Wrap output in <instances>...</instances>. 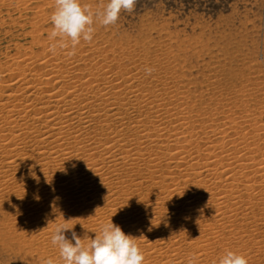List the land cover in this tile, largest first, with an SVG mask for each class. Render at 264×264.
<instances>
[{
	"label": "bare ground",
	"instance_id": "bare-ground-1",
	"mask_svg": "<svg viewBox=\"0 0 264 264\" xmlns=\"http://www.w3.org/2000/svg\"><path fill=\"white\" fill-rule=\"evenodd\" d=\"M20 1L0 0V8ZM94 27L74 55L70 41L50 51L57 41L48 35L37 51L19 47L0 59L6 229L25 228L60 264L51 244L58 224L74 226L86 245L110 220L137 238L143 264L192 256L218 264L229 250L264 264L258 69L232 58L235 70L216 62L195 73L163 41H115Z\"/></svg>",
	"mask_w": 264,
	"mask_h": 264
},
{
	"label": "rangeland",
	"instance_id": "rangeland-1",
	"mask_svg": "<svg viewBox=\"0 0 264 264\" xmlns=\"http://www.w3.org/2000/svg\"><path fill=\"white\" fill-rule=\"evenodd\" d=\"M20 2L21 10L13 7L6 13V8H0V59L6 55L14 56L19 47L33 46L32 49L37 51L38 44L46 40L53 28L50 16L55 9V0ZM80 2L95 11L108 0ZM96 24L102 28L98 20L93 27H97ZM103 30L115 41L139 42L142 37L148 42L163 41L172 48L171 53L175 52L173 55L183 59L187 68L195 73L203 72L206 66L216 62L235 70L237 64L232 58L248 59L254 70L258 69L251 73L260 74L259 77L264 79V0H137L134 11H122L116 24L104 26ZM36 36L37 41L34 40ZM15 227V230L6 229L0 216V264H43L46 258L60 264L57 255L49 253L50 247L39 245L35 239V245H32L25 235V228Z\"/></svg>",
	"mask_w": 264,
	"mask_h": 264
},
{
	"label": "clouds",
	"instance_id": "clouds-1",
	"mask_svg": "<svg viewBox=\"0 0 264 264\" xmlns=\"http://www.w3.org/2000/svg\"><path fill=\"white\" fill-rule=\"evenodd\" d=\"M136 4L137 0H108L101 9L93 11L90 5H82L80 0H55V9L50 16L53 28L49 39L57 43L50 46V51L55 53L57 47L67 49V42L70 41L72 51L68 54L74 55L81 40L92 42L95 20L105 27L114 25L122 11L131 13ZM153 71L150 67L145 68L148 75ZM73 229L74 226L69 227L67 223L58 224L51 235V244L58 248L63 264H143L145 260L136 243L137 238L125 234L112 220L102 224L99 232L86 245ZM69 231L70 239L65 235ZM195 261L196 257L192 256L187 264H195ZM43 264H56V261L47 258ZM218 264H248V260L244 255L229 250L219 258Z\"/></svg>",
	"mask_w": 264,
	"mask_h": 264
}]
</instances>
